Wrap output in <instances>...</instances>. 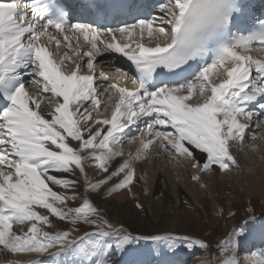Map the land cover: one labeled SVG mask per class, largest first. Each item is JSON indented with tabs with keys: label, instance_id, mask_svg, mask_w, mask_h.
Segmentation results:
<instances>
[{
	"label": "snow or ice",
	"instance_id": "1",
	"mask_svg": "<svg viewBox=\"0 0 264 264\" xmlns=\"http://www.w3.org/2000/svg\"><path fill=\"white\" fill-rule=\"evenodd\" d=\"M111 9L133 22L98 27L73 22L59 0H0L4 264L9 253L24 254L12 264H46L26 257L52 249L56 264H118L113 255L141 241L169 250L197 248L209 257L203 264H264V248L242 247V227L215 244L171 232L134 235L123 223H111L102 206L105 192H132L135 164L147 160L153 147L157 156L190 162L204 175L239 171L234 145L260 151L255 142L257 131H264V18L242 21L241 0H157L154 14L136 5ZM66 30L87 43L86 49L78 44L76 59L62 52L61 34L71 47ZM102 53L130 62L116 71L134 88L97 72ZM125 142L137 145L135 154L124 153ZM191 179L201 182L200 175ZM53 217L69 227L56 230ZM81 225L90 230L77 236Z\"/></svg>",
	"mask_w": 264,
	"mask_h": 264
},
{
	"label": "rangeland",
	"instance_id": "2",
	"mask_svg": "<svg viewBox=\"0 0 264 264\" xmlns=\"http://www.w3.org/2000/svg\"><path fill=\"white\" fill-rule=\"evenodd\" d=\"M65 66L67 67L66 64ZM114 101L115 100H113L112 103H114ZM110 110L111 109H109L108 113H104V115H110ZM249 135L251 134L249 133ZM257 136L260 137V139H257L255 143L259 145L260 151L253 152L249 147H240V150L242 149L241 155L243 156V159L245 162L247 161L248 163L252 164V169L248 167L246 168V166L243 165L239 171L231 170L224 173L218 172L216 175V178L223 182V192L218 189L217 192L212 194L210 191L205 190L204 187H201V183H197L196 181L190 182L192 184L191 190L195 191L194 187L196 188L197 192L193 193H195V196L199 199V204L195 202V199L192 197V195L189 197L185 195L184 200L179 203L177 198L178 194L173 188L169 187L167 181H165V185H163V191H165V193L169 192L172 205H168L170 197L167 199L163 192H161L159 195L164 206L166 207L167 205V207L169 206V208H173L174 213L177 214V220L175 223L177 233L175 234L190 235L193 238L207 239L211 240L215 244L219 240L225 238L234 229H239L242 227L243 232L241 233V236L246 237L242 240L243 248L247 242L248 232L256 231L260 238L264 237V199L261 196L262 192H260L259 189L256 190L248 185L249 179L252 178L254 174L252 171L253 168L260 167L261 160L263 159L262 157H264V131H257ZM249 143H251V141H249ZM136 147L137 145L128 144L127 142L122 145L123 151L126 155L130 151L134 152ZM163 154V156L166 155V153ZM259 155L261 156L259 157ZM155 157L156 165V163L159 161V158L157 156ZM163 159L164 162L169 165V157L166 156ZM147 164L149 165V162L142 159L136 162L138 167L136 169L141 171V167H143V165L144 167H147ZM158 165L160 167L161 164L158 162L157 166ZM159 171L165 173L166 169L159 168ZM138 174L139 173L136 171L137 180L139 181V184H141V179ZM211 175V173L207 175L203 174V177L205 179H210ZM243 175L246 178H244ZM69 178L78 179V177ZM247 188L249 189L250 196L246 194ZM53 190L58 192L65 191L59 187H56ZM76 191L82 195L84 193V188L78 185ZM145 193H147V191L143 189L142 196L144 195L147 197V194ZM198 193L200 194L198 195ZM69 194H71V192H69ZM109 196L110 195L105 192L103 198H107ZM129 199L134 202V207H136L137 203H142L141 197H139L134 190H132L130 193ZM115 202L116 204L122 203V201L118 200V198L115 199ZM77 203H79V201ZM70 206L76 205L70 202ZM144 209L145 214L147 213L150 215L149 208L144 207ZM38 211L41 213L43 211L44 213L46 210L40 209ZM106 215L111 223H121L117 221L114 214H109L106 211ZM52 219L57 226L56 230H66L69 227V225L59 221L54 217ZM126 227L134 235L137 234L136 231L134 232L131 230L129 226ZM89 230L90 229H88L86 226L81 225L80 230L76 232L75 235L79 236L83 234V232ZM243 256L244 253L242 252L240 259ZM47 259H44V261L46 264H49L46 261ZM112 259L118 261V264H138V262H140L139 264H176V261H178L177 264H203V262L207 261L209 257L202 250L197 248L189 250L186 247H177L174 250H169L164 245L141 241L137 244L128 246V248H126L123 252L113 255Z\"/></svg>",
	"mask_w": 264,
	"mask_h": 264
},
{
	"label": "bare ground",
	"instance_id": "3",
	"mask_svg": "<svg viewBox=\"0 0 264 264\" xmlns=\"http://www.w3.org/2000/svg\"><path fill=\"white\" fill-rule=\"evenodd\" d=\"M264 146V142H263ZM238 144L234 145L231 149L235 157L237 158L240 169L242 166H246V168L252 169V164L248 163L247 161L243 159V156L241 155V150ZM248 147V146H246ZM128 151V150H127ZM136 148L134 149L133 154H135ZM247 154V152H246ZM164 154H160L157 156L156 154V148L153 147L152 150L148 153L147 161L149 162V165L147 164V167H141V171L139 169H136V171L139 173V177L141 179V184H139V181H134V185L132 187V190H134L139 197H141L142 200V208H136L134 207V202L129 199L130 193L125 192V190H120L117 193H112L109 197L103 198L102 206L106 209V211L109 214H114L116 216V219L118 222L123 223L126 226H129L131 230L134 232L136 231L137 234L143 235V234H153V233H165V232H171V233H177L176 229V220H177V214L174 213L173 208H169V206H164L163 202L161 201V197L159 194L163 192L164 195H166L167 199L170 197L169 192L165 193L163 191L165 185V181H167L169 187L173 188L175 192L178 194L177 198L179 203L184 200L185 195L194 197L196 203H200L199 199L195 196V193L197 192L196 188L194 187L195 191L191 190L192 184L190 183L193 181L191 179L192 175H200L201 176V184H205L204 187L205 190L210 191L212 194L217 192L218 189H220L223 192L224 185L223 182L219 181L216 178V175L218 172H220L218 169L214 172H211V178L205 179L203 177V174L197 172L195 169L191 167V163L179 160V161H172L170 158L168 160L169 165L164 162V159L167 155L163 156ZM199 155V154H198ZM159 158V165L157 166V163L155 165L156 157ZM261 155H259L260 157ZM142 166V165H140ZM255 166V165H254ZM264 158L261 160V166L253 168V177L249 179V186L262 192L261 196L264 199ZM215 167V166H214ZM135 168H138L135 164ZM159 168H165V173L162 171H159ZM244 178H246L243 175ZM242 177V178H243ZM254 185V187H253ZM257 186V187H255ZM143 189L147 191V197L142 196ZM200 193H198L199 195ZM246 194L249 195V189L247 188ZM118 198V200H121V204H116L115 199ZM215 201V200H214ZM118 202V201H117ZM120 203V202H119ZM177 204V203H176ZM168 205H172L171 197L168 201ZM145 208H149L150 215L147 213L145 214ZM40 210V209H38ZM43 210V209H42ZM43 213V211H42ZM44 214V213H43ZM172 216V217H171ZM245 249H252L253 251H258L259 249L264 248V237L260 238L258 233L256 231L248 232L247 235V242L244 245ZM57 249H52L50 253H46L43 256H36L34 254H31L27 256V259L30 260H44L47 258L46 261H48L50 264H56V258L53 257L52 253H55ZM8 255V261L9 264H12V262L15 261L17 255H24V254H7ZM244 256L241 257L243 260ZM60 260H64V257H60ZM138 262V261H137ZM178 261H176L177 264ZM140 262H138L139 264ZM0 264H4V253L0 252Z\"/></svg>",
	"mask_w": 264,
	"mask_h": 264
}]
</instances>
